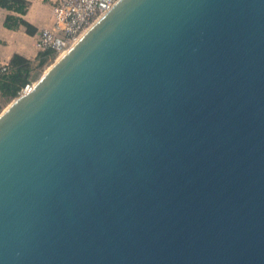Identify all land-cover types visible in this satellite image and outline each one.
I'll list each match as a JSON object with an SVG mask.
<instances>
[{"label":"water","instance_id":"1","mask_svg":"<svg viewBox=\"0 0 264 264\" xmlns=\"http://www.w3.org/2000/svg\"><path fill=\"white\" fill-rule=\"evenodd\" d=\"M13 101L0 264H264V0H117Z\"/></svg>","mask_w":264,"mask_h":264},{"label":"built area","instance_id":"2","mask_svg":"<svg viewBox=\"0 0 264 264\" xmlns=\"http://www.w3.org/2000/svg\"><path fill=\"white\" fill-rule=\"evenodd\" d=\"M117 0H54L52 27L39 34L38 44L43 50L54 49L57 57L82 35ZM9 63H1L0 71H6ZM26 84L22 92L29 90Z\"/></svg>","mask_w":264,"mask_h":264},{"label":"crops","instance_id":"3","mask_svg":"<svg viewBox=\"0 0 264 264\" xmlns=\"http://www.w3.org/2000/svg\"><path fill=\"white\" fill-rule=\"evenodd\" d=\"M29 5L24 14L10 11L0 6V63H9L11 57L18 53L29 59H36L41 51L38 44L39 34L46 27H52L54 22V0H28ZM13 13L34 27L30 32L25 24L18 28H8L5 24L7 14Z\"/></svg>","mask_w":264,"mask_h":264},{"label":"trees","instance_id":"4","mask_svg":"<svg viewBox=\"0 0 264 264\" xmlns=\"http://www.w3.org/2000/svg\"><path fill=\"white\" fill-rule=\"evenodd\" d=\"M28 0H0V6L10 11L24 14L28 8ZM4 24L8 28L16 29L21 24H25L30 32H34V27L26 22L22 16L13 13L7 14ZM54 49L41 51L39 56L32 60L21 54H14L6 71H0V93L8 98H14L20 94L26 84L31 83L35 66L44 63L54 56Z\"/></svg>","mask_w":264,"mask_h":264},{"label":"rangeland","instance_id":"5","mask_svg":"<svg viewBox=\"0 0 264 264\" xmlns=\"http://www.w3.org/2000/svg\"><path fill=\"white\" fill-rule=\"evenodd\" d=\"M57 58V54H55L54 56H52L51 58H49L45 63L44 65H38V66H35L34 68V71H33V75H34V78L32 80L31 83H33L35 80L39 79L42 74L45 72V70L55 61V59ZM1 64V63H0ZM20 95V94H19ZM18 97V96H16ZM8 98L6 96H3L1 93H0V114L10 106V104H12V101L16 98Z\"/></svg>","mask_w":264,"mask_h":264},{"label":"bare ground","instance_id":"6","mask_svg":"<svg viewBox=\"0 0 264 264\" xmlns=\"http://www.w3.org/2000/svg\"><path fill=\"white\" fill-rule=\"evenodd\" d=\"M14 102V101H13Z\"/></svg>","mask_w":264,"mask_h":264}]
</instances>
